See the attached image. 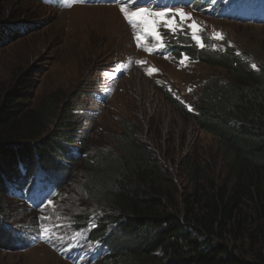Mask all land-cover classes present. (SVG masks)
Masks as SVG:
<instances>
[{
  "label": "trees",
  "instance_id": "1",
  "mask_svg": "<svg viewBox=\"0 0 264 264\" xmlns=\"http://www.w3.org/2000/svg\"><path fill=\"white\" fill-rule=\"evenodd\" d=\"M189 4L215 17L264 24V0ZM13 25L14 31L0 26V43L28 28ZM161 32L160 53L187 55L227 73L196 91L191 106L156 87L218 142L219 156L198 151L186 160L180 186L139 139L135 121L122 122L112 148L87 149L85 134L75 133L77 100L52 94L27 105L22 92L9 89L0 101L1 249L42 240L70 264H264V64L214 45L205 33L201 47ZM75 172L76 201L67 212L47 209ZM11 201L40 213L20 225L10 220Z\"/></svg>",
  "mask_w": 264,
  "mask_h": 264
},
{
  "label": "rangeland",
  "instance_id": "2",
  "mask_svg": "<svg viewBox=\"0 0 264 264\" xmlns=\"http://www.w3.org/2000/svg\"><path fill=\"white\" fill-rule=\"evenodd\" d=\"M79 1L50 4L0 0V26L14 31L12 19L18 17L13 26L28 27L21 35H9L0 43V101L9 89L22 92L27 105H36L52 94L64 101L77 100L74 111L80 122L75 133L85 134L87 149L112 148L122 122L135 121L139 139L165 173L182 186L186 160L197 156L198 151L207 152L208 157L219 156L218 142L182 117L156 87L165 88L191 106L196 91L201 92L211 79L223 80L227 73L187 55L177 59L173 53H159L158 48L165 42L162 27L175 38L189 42L193 40L190 25L195 23L200 29L197 36L205 33L214 45L235 49L264 64V24L215 17L205 14L204 9L195 10L191 4L155 8L157 0H102L100 4L101 0H94V4ZM121 7L129 14L141 8L151 14L167 12L164 19L148 16L157 21L155 30L160 39L145 31L142 19L131 23L126 20ZM177 10L191 19L181 21ZM173 18L175 31L165 24ZM217 33L223 38H217ZM76 175L70 176L65 191L47 209L67 212L76 201L75 194L81 191V181L76 186L70 183ZM83 202L89 204L86 198ZM9 205L10 220L23 226L30 225L40 213L24 211L19 202L11 201ZM0 264L70 263L41 240L23 250L0 248Z\"/></svg>",
  "mask_w": 264,
  "mask_h": 264
},
{
  "label": "snow or ice",
  "instance_id": "3",
  "mask_svg": "<svg viewBox=\"0 0 264 264\" xmlns=\"http://www.w3.org/2000/svg\"><path fill=\"white\" fill-rule=\"evenodd\" d=\"M121 13H123L125 15V19L128 20L130 23L133 19H142L143 22L145 23L146 27H145V31L150 33L151 35L155 36L157 38V40L160 39L159 34L156 32L155 30V24H156V20L155 19H148L149 15H154L156 18L158 19H164V17L167 16V12L162 11V12H157L154 14L151 13H146V10L141 8L137 11H133L130 14L128 12H126L124 7H121L120 9ZM176 15H179V17L181 18V21L185 20V19H191L190 16H186V14L183 11L177 10ZM165 24L167 25L168 28L172 29L173 31H175V27H176V21L175 19H168L165 20ZM134 26V25H133ZM190 28L192 30L193 33V39L197 40L198 42H200V37L196 35V33L198 31H200V29L197 27V25L195 23H192L190 25ZM216 37L219 39H222L223 37L220 36V34H216ZM201 47H203L204 45L201 43L200 44ZM183 61H181L182 63ZM253 67H255V65H253Z\"/></svg>",
  "mask_w": 264,
  "mask_h": 264
}]
</instances>
